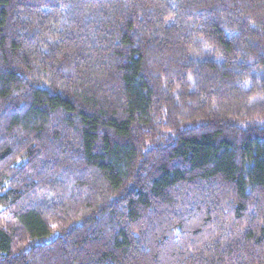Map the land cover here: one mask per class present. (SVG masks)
<instances>
[{
  "label": "trees",
  "instance_id": "trees-1",
  "mask_svg": "<svg viewBox=\"0 0 264 264\" xmlns=\"http://www.w3.org/2000/svg\"><path fill=\"white\" fill-rule=\"evenodd\" d=\"M0 264H264V0H0Z\"/></svg>",
  "mask_w": 264,
  "mask_h": 264
}]
</instances>
